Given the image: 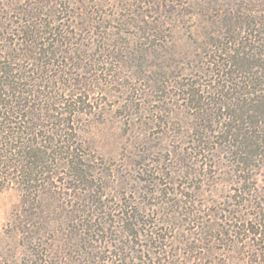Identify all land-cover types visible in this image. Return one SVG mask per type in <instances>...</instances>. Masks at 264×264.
<instances>
[{
    "label": "rangeland",
    "instance_id": "rangeland-1",
    "mask_svg": "<svg viewBox=\"0 0 264 264\" xmlns=\"http://www.w3.org/2000/svg\"><path fill=\"white\" fill-rule=\"evenodd\" d=\"M5 67L0 264H264V0H0Z\"/></svg>",
    "mask_w": 264,
    "mask_h": 264
},
{
    "label": "trees",
    "instance_id": "trees-1",
    "mask_svg": "<svg viewBox=\"0 0 264 264\" xmlns=\"http://www.w3.org/2000/svg\"><path fill=\"white\" fill-rule=\"evenodd\" d=\"M0 72H1V74H7V69H6V67H5V69H0ZM9 74V73H8ZM7 74V75H8ZM6 85H8V84H6ZM22 101H24L23 103H24V106H26V103H25V100L22 98ZM14 148H15V146H14ZM22 148H24L25 149V147H22ZM0 157H1V155H0Z\"/></svg>",
    "mask_w": 264,
    "mask_h": 264
}]
</instances>
